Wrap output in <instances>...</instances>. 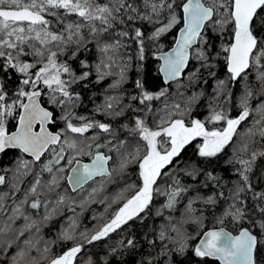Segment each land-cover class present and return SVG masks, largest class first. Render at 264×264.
<instances>
[{
  "label": "snow or ice",
  "instance_id": "6c2138e0",
  "mask_svg": "<svg viewBox=\"0 0 264 264\" xmlns=\"http://www.w3.org/2000/svg\"><path fill=\"white\" fill-rule=\"evenodd\" d=\"M144 6L146 9L150 7V14L141 15L136 0H106L104 3L99 0H0V153L15 149L27 154L30 157L28 160L22 155L16 158L14 175L16 180L29 174L34 177L23 200L17 201L13 198L9 205L6 202L9 194L0 193V254L5 255L7 264H80L78 254L86 245L108 237L110 233L134 220L143 219L145 214H152L154 195L161 193L159 178L167 174L168 167L179 161L182 150L195 138H203V143L197 146L198 155L203 158L216 157L236 136H246L254 140L259 135L264 139V96L253 108L250 104L253 91L247 85L239 98L237 107L240 111L235 118L223 110L211 108L207 121L191 119L186 122L184 117L187 111L182 110L181 103L170 106L166 104L165 115L170 119L165 121L161 117L160 123H166L167 126L155 130L146 123L147 114L152 112L147 102L164 97L168 89L151 92L141 80H136L135 87L139 91L130 99L143 106L137 108H133L131 103L121 106L124 97L107 96L104 104L97 106V112L120 117L128 111L137 113L147 109L144 118L135 115L130 120L132 127L123 125L132 134L131 139L139 137L134 151L128 150L131 144L120 140L117 130L110 123L100 122L92 117L76 116L71 109L75 101L80 99V94L73 93L70 90L71 85L87 79L90 72L84 71L82 75H77L59 57L75 44L76 51L72 52V58H75L85 43L83 32L87 29L88 35L95 40L101 53V59L95 66L97 82L106 77H115L109 89H119L126 80L129 62L118 59L119 50L126 45L119 39L111 41L112 31L119 25H124L125 30L116 31L115 35L132 39L139 46L138 59L144 60L143 33L139 27L128 29L127 26L136 19L151 20L153 15L159 18L165 10L168 13L167 22L155 29L151 35L153 40L180 22L177 9L183 14V27L179 30L174 46L170 51L159 54L163 63L158 71L163 75L165 83L179 81L193 59L200 63V67L189 74V83L198 78L201 69L211 67L209 33L222 34L225 28H229L232 39L222 49L229 80L236 81L240 77L247 79L248 72L254 69L257 80L264 87V0H159L158 3L144 0ZM69 14H74L78 19L64 24L59 30L49 28L51 21L46 18L47 15L54 16L58 22L63 23ZM106 40L111 42H105ZM54 47L56 50H53ZM193 48L194 52L191 51ZM27 56L33 57V61L22 59ZM80 63L82 67H89L84 61ZM14 75H17V82L15 91H12L9 81ZM65 75L68 79L63 78ZM212 76L215 77V74L212 73ZM225 86V80L217 81V99ZM180 87L183 85L178 84L177 88ZM44 95L48 97L47 104L53 106L52 110L40 100ZM56 108L63 113L59 117L63 126L53 131L51 129L57 124ZM16 113L18 119L12 126L15 128L12 131L8 118L16 119ZM173 116L180 118L171 119ZM250 117H254L252 125L241 133L238 126ZM216 121H223L226 126L222 129H206V122ZM90 130H96L91 138L85 135ZM104 134L109 138L105 139ZM89 139L91 142H88ZM242 151H247L246 144ZM45 155L48 159L42 161ZM84 156L89 157L90 162L81 163L79 158ZM257 156L264 157V151L253 152L251 160L237 161L243 168L238 171L240 186L235 189L233 202L223 213V217H231L237 223L247 215L238 206L241 203L239 195L246 190L245 186L251 187L247 173L251 171ZM66 159L69 165L75 162V166L68 172L74 191L78 188L88 191L83 188L88 181L97 185L91 187L86 198H80V206L94 200L104 190L105 185L112 182L114 175H123L131 164L138 165V182L128 184L125 181V188L112 199L116 208L110 218L99 223L91 234L79 233L81 240L77 241L75 222L72 221L68 228L58 234L56 240L43 241L45 246L41 250V225L59 216L69 201L73 204L76 202L74 198L60 191L65 172L61 162ZM37 164L39 171L35 168ZM44 173L50 177L46 182H42ZM187 174L193 175L191 172ZM208 178L214 177L209 173ZM8 183L5 172L0 175V185ZM11 187L14 192L19 191L16 183H12ZM187 190L180 186L178 180L168 185L163 192L166 202L156 210V215L161 216L165 209L178 210V198ZM254 195L264 201V193L257 192ZM219 196L226 199L223 192ZM192 202L189 200L183 215L195 213ZM204 203L215 206L217 198L208 196ZM257 206L261 219L252 220L253 228L258 229L256 232L241 228L237 235H232L223 228L208 230L203 233L199 243L190 249L194 256L213 257L219 264H260L264 260V207ZM111 207L110 204L109 208ZM41 208L42 215L39 211ZM29 209L34 210L39 219L34 218ZM71 210L75 212V208ZM21 220L22 224L19 223ZM191 222L200 225L201 218L196 216ZM169 231L176 232L175 239L168 235ZM25 236L28 238L21 243ZM159 239L161 242L171 240L177 245L175 251L180 253L189 250V238L172 223L171 217L168 225L161 227ZM57 241L64 243L59 251H53L52 246ZM127 243L134 247L133 239H129ZM33 249L42 254L39 257L32 255ZM10 251L12 254L8 257ZM86 264H92L90 258Z\"/></svg>",
  "mask_w": 264,
  "mask_h": 264
},
{
  "label": "trees",
  "instance_id": "16d2710c",
  "mask_svg": "<svg viewBox=\"0 0 264 264\" xmlns=\"http://www.w3.org/2000/svg\"><path fill=\"white\" fill-rule=\"evenodd\" d=\"M104 3L106 0H99ZM131 2V0H130ZM151 2L158 3L159 0H150ZM171 2V0H169ZM179 2V0H177ZM136 6L141 15H148L151 12L150 7L145 8L144 0H136ZM61 13L63 10H58ZM179 23L173 26L169 31L163 33L155 40L151 39L152 33L157 27L166 23V16L168 15L165 10L159 18L155 15L151 20L136 19L132 21L127 27L133 29L139 27L143 33V41L145 48V59H138V45L130 38H121L115 35L116 31L125 30L124 25H119L112 31L111 41L119 39L126 47H122L120 56L118 59L128 61L126 68V80L121 85L122 89H109V85L112 84L115 77H106L104 80L97 82L96 65L99 63L100 52L98 50L95 40L88 35V30L85 29L83 35L85 36V43L80 47L75 58H72V52L76 51V45L72 44L66 53L62 54L59 59L66 61L73 71L77 75H82L84 71H89L90 75L83 81L71 85V91L73 93H79L80 99L75 101L72 111L76 116L92 117L97 121L110 123L114 129L121 128L125 123L130 126V122L124 123V118L129 117L132 112H126L123 116L115 117L105 115L102 112H97V106H102L107 96H118L121 93L124 96V104H132L133 108L140 107L138 102L131 101V96L138 93V89L135 87L136 80H141L145 88L151 92H159L162 89H168L167 94L160 99L147 102L153 105L155 108H160V103L167 102L172 104L181 103L182 110L187 111L186 121L191 119H199L201 121H207V118L211 114V108H215L217 111L223 110L230 117L235 118L239 115L240 109L237 107L239 98L244 92L245 85L253 91V97L250 100V104L253 108L261 102L262 96H264V87L256 78L255 70L249 71L247 79L244 77L237 78L236 81H230L226 70V64L222 49L228 45V42L232 39L231 30L225 28L223 33H209L211 37V48L209 61L211 67L201 69L192 83H189V74L193 72L195 68L200 67V63L196 60H192L179 81H173L168 84H164L162 77L158 71L159 62L154 58V54L159 51L168 49L174 42L176 32L182 24V11L176 10ZM51 21L49 28L51 30L62 29L64 24L78 19L74 14H69L64 19L63 23L58 22L57 18L51 15L46 16ZM105 41V42H111ZM53 50H56L55 47ZM191 51H195L193 48ZM29 62L33 61V57H22ZM81 61H84L89 67H82ZM215 74V77L212 76ZM18 75V74H17ZM17 75H14L9 81V85L12 91H15V84L17 82ZM68 79L67 75L63 77ZM225 80L226 86L219 98H216V85L217 81ZM178 84H182L183 87L177 88ZM170 85V86H169ZM46 92L47 89H44ZM167 98L165 101L163 99ZM191 98V100L189 99ZM48 97L44 95L41 97V101L45 106L52 110V105L47 104ZM10 102V101H9ZM157 106V107H156ZM143 107V106H141ZM146 109H143L144 112ZM57 116V124L52 130H58L63 126V123L59 120V117L63 115L59 108L55 109ZM13 117L8 118L10 130H13V125L16 124L18 113ZM254 117H250L246 122H242L238 126L241 133H244L247 128L252 125ZM74 122H77L74 120ZM207 129H222L225 125L223 121L206 122ZM109 137L107 136L106 139ZM247 145V151H242L244 145ZM198 145L200 140L195 138L182 150V154L179 157L178 162H174L167 168V174L159 178L158 184L161 186V193L154 195V202L152 206V214H145L141 220H134L127 226H122L121 229L110 233L108 237L103 238L100 241L93 242L91 245H86L82 252L78 254L80 264H86V261L90 258L92 264H219L217 260L210 259L208 257L201 258L195 257L190 250L194 248V244L201 232L209 227L223 226L232 233L238 232L241 228H249L253 232L258 229L253 228L252 220L259 221L261 219L259 215V205L264 207V201H260L255 197L254 193H264V157L257 156L256 160L252 164V169L247 173L249 177L248 184L250 188L246 187V190L239 195L238 204L243 208L247 215L239 223L233 221L231 217H223L224 210L228 208L229 204L233 202V193L236 188L240 186V176L238 171H242V166L237 162L238 159L251 160L253 152L264 151V139L257 135L255 139H251L246 136H236L233 142H230L229 146L218 154L216 157L203 158L198 155ZM18 150H7L4 153H0V175H4L7 172L11 173V168L16 162V158L21 156ZM115 155V153H113ZM48 156L42 157V161H46ZM87 159V158H86ZM67 159L62 161L61 164L65 165ZM133 164L132 166H136ZM39 171V164L35 166ZM135 174V170L130 169ZM193 173L188 175L187 173ZM211 173L213 179L208 178V174ZM48 175L44 173L43 176ZM179 181L180 186L188 189L186 192L178 198L176 211L165 209L161 216L156 215V210L166 202V196L163 194L168 185H172L174 181ZM66 181V180H65ZM91 182V181H90ZM88 182V183H90ZM67 184V181L65 182ZM87 183V184H88ZM7 185H0V193H3L7 188ZM68 186V184H67ZM86 186V184L84 185ZM83 186V187H84ZM69 188V186H68ZM80 189V188H79ZM77 189L76 191H78ZM70 193L76 192L71 191ZM223 192L226 199L220 198L219 194ZM25 193V188H22L19 193L9 198L6 202L11 205L13 198ZM208 196H215L217 198V204L215 206L205 205L204 199ZM197 197H203L204 199H198ZM189 200H192V208L195 209V213L189 216L194 219L196 216L201 218V224H190V233H183L189 238V250L184 253L175 251L177 245H174L171 240H165L163 242L159 239V232L163 225H168L169 217H171L172 223H176V220L181 219L185 206L188 205ZM31 200L29 199V203ZM27 207V205H25ZM33 216L36 215L34 210H30ZM42 214V208L39 210ZM101 212V205L91 204L81 212L80 226L89 227L93 222V216ZM59 219L55 218L52 225V230L58 229ZM221 219L223 222L221 223ZM48 227L44 228L45 233ZM54 231V232H55ZM52 232L46 233V237L54 236ZM182 233V232H181ZM168 235L175 239L177 234L168 232ZM129 239L134 240V247L129 246L127 241ZM61 243H56L53 246V251H59ZM70 247V244H68ZM58 247V248H57ZM14 251V250H13ZM11 252L7 254L11 256ZM264 255V253H262ZM0 262L7 264V258H2L0 255ZM260 264H264V260H261Z\"/></svg>",
  "mask_w": 264,
  "mask_h": 264
},
{
  "label": "rangeland",
  "instance_id": "374dc122",
  "mask_svg": "<svg viewBox=\"0 0 264 264\" xmlns=\"http://www.w3.org/2000/svg\"><path fill=\"white\" fill-rule=\"evenodd\" d=\"M100 59H101V54L99 56V61H100ZM40 87L43 88L42 85ZM119 89H122V88L120 87ZM115 90H117V89H115ZM120 97H124V96H122V93H121ZM166 99L167 98L165 97V99H163V100L165 101ZM124 102L125 101L123 99L121 106H125ZM134 104H135V102H134ZM166 104L169 105V106L171 105L170 103L162 102V103H160V106H159L160 108L158 109V108L153 107V105L151 106V104H149L151 106V108H152V112L147 114L146 123L148 124V126L150 128L155 130L158 127H166L167 126L166 123L165 124H161L160 123V118L161 117H163V119L165 121L170 119V117L165 115V105ZM128 112L131 113V111H128ZM146 112H147V109L144 112H142V111L137 112V113H133L132 112V114L129 117L127 116V117L124 118V123L127 122V120L130 122V120H132L135 115H139L142 118H144ZM175 118H180V117L179 116L171 117V119H175ZM184 119H186V116L184 117ZM125 124H127V123H125ZM132 126L133 125L130 123L129 128L132 127ZM116 130H117V135L119 136L120 140H124V141L128 142L129 144H131V147L128 150L129 151H134L135 146H136V142L139 140V137L136 136L135 139H131L132 134L129 133L127 130H125L123 128V126L121 128H117ZM207 130H213V129H207ZM95 131L96 130H90L85 135L87 137L91 138L95 134ZM106 137H107V134H104V138L105 139H106ZM197 138L200 140V144H202L203 143V138L202 137H197ZM88 142H91L90 139H89ZM22 156L26 160L30 159V158L26 157L24 154H22ZM80 158L81 159H86V158L89 159V157H87V156L80 157ZM15 165H16V162L11 168V173L9 175V183L7 185V188L3 192V193H8L9 194L7 196V198H6V201L9 198H11L12 196L17 195L22 188H25V191H26L30 187L31 182L34 179V177L31 174H29L27 176H22L19 180H16L15 175H14ZM132 165L133 164L129 165L127 171L123 175H121V174L114 175V177L112 178V182L111 183H107L105 185L104 190L101 193H98L94 200H90L88 203H85L83 206H80V198H82V197L86 198L88 196V192L91 191V187H94V186H97V185L94 184L93 181H91L90 183L86 184V186L83 187L84 189H87L88 191H82V189H79L76 192L70 193L69 188H68L67 184L65 183L66 182L65 180H66V175H67L68 168L71 166V165L68 164V161H67V163L65 165H63L64 168H65V172L63 173V178L61 180L62 187H61L60 191L63 192V193H66L68 197L74 198L76 202L73 204V203H71V201H69L68 206L61 210V214L59 216H56V217L53 218V220L55 218H60L59 219L58 229H56V231L52 230V225H50L53 222V220L51 222H47V223L41 225L40 236L42 237V242H41V244L39 246L40 249L42 250L44 248V246H45L43 241L51 242V241L56 240L58 234L63 229L68 228L69 225H70V222H72V221L75 222L74 223V227L76 229L77 241L81 240V237L79 236V233L83 232V233H86V234H91L95 230V227L99 223L106 222L107 219L110 218L112 211H114L115 208H116V205L112 204V199L116 196L117 193L121 192V190L123 188H125V186H126L125 185V181H127L128 184L137 183L138 182V165H136L135 167L132 166ZM130 169L135 170V174L132 173L130 171ZM49 178H50L49 175L42 176V182H46ZM12 183H16L17 184V186L19 188V191H15L14 192L12 190V187H11ZM158 186H159V188H161L160 184H158ZM38 191H41V190L38 189ZM124 195L126 196L127 194L125 193ZM106 197H107V199H105ZM23 199H24V193L19 195L16 200L19 201V200H23ZM91 204L101 205V212L99 214H96V215L93 216V222H92V224L89 227H82V226H80L81 212L86 207H88ZM110 204L112 205L111 208H109ZM72 208H75V212H73L71 210ZM42 214H43V208H42ZM34 218L39 219V217H35V216H34ZM192 220L193 219H191L189 216L185 215V216L181 217V219L176 220L177 222L175 224H176V227L179 228L182 233H190L191 232L190 227H189L190 224L188 225V223H192L191 222ZM19 223L22 224L23 221L21 220V221H19ZM46 227H48L46 233L52 232L51 234L54 233V236L46 237V233L44 231V228H46ZM169 232L176 233L174 231H169ZM26 238H28V237L25 236L24 238L21 239L20 242L22 243L23 239H26ZM57 243H61V241H57ZM70 246H71V244H70ZM41 254H42L41 252H37L35 249H33V251H32V255H34V256L39 257ZM0 255H1L2 258L5 257V255H3V254H0Z\"/></svg>",
  "mask_w": 264,
  "mask_h": 264
},
{
  "label": "water",
  "instance_id": "95a60500",
  "mask_svg": "<svg viewBox=\"0 0 264 264\" xmlns=\"http://www.w3.org/2000/svg\"><path fill=\"white\" fill-rule=\"evenodd\" d=\"M183 15V14H182ZM181 27H183V23L181 24V26L178 28V30H177V32H176V36H175V39H174V42H173V44L168 48V49H166V50H163V51H159V52H156L155 54H154V58L159 62V66H160V64L161 63H163V61L159 58V54L160 53H162V52H167V51H170L171 49H172V47L174 46V44H175V40H176V38L178 37V35H179V30H180V28ZM160 73V72H159ZM185 73V72H184ZM160 75H161V77H162V81L164 82V78H163V75L160 73ZM173 82V81H172ZM165 83V82H164ZM40 100H41V97H40ZM25 102H26V100H25ZM45 106V105H44ZM47 107V106H46ZM50 109V108H49ZM51 110V109H50ZM17 119H18V116H17ZM16 122H17V120H16ZM15 130V128L12 130V131H14ZM52 130V129H51ZM53 131H55V130H53ZM26 157H28V158H30L27 154H24ZM80 160H81V163H88V162H90V158L89 159H81V158H79ZM72 166H75V162H73V165H71L69 168H68V171H67V175H66V181H67V184H68V186H69V188H70V190L71 191H74L73 190V188H72V186H71V184H70V182H69V178H68V172L71 170V167ZM88 182H90V181H88ZM88 182H86L85 184H87ZM84 184V185H85ZM83 185V186H84ZM79 189V188H78ZM77 190V189H76ZM75 190V191H76ZM220 228H223L226 232H230L232 235H237L238 233H239V231L238 232H236V233H232L231 231H229L228 229H226L225 227H223V226H218V227H209V228H207V229H205V230H203L202 232H201V234H200V236L198 237V239L196 240V242H195V244H194V247H195V245L197 244V243H199V239L200 238H202V236H203V233L204 232H206V231H208V230H211V229H220ZM208 258H210V259H214L215 260V258H213V257H208ZM218 263H219V261H218Z\"/></svg>",
  "mask_w": 264,
  "mask_h": 264
},
{
  "label": "bare ground",
  "instance_id": "6f19581e",
  "mask_svg": "<svg viewBox=\"0 0 264 264\" xmlns=\"http://www.w3.org/2000/svg\"><path fill=\"white\" fill-rule=\"evenodd\" d=\"M164 83V82H163ZM170 83V82H169ZM164 84H168V83H164Z\"/></svg>",
  "mask_w": 264,
  "mask_h": 264
}]
</instances>
